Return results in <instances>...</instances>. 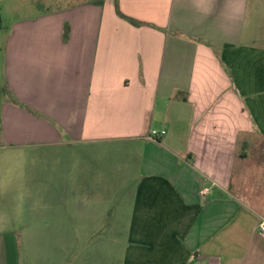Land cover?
I'll list each match as a JSON object with an SVG mask.
<instances>
[{
	"label": "crops",
	"instance_id": "1",
	"mask_svg": "<svg viewBox=\"0 0 264 264\" xmlns=\"http://www.w3.org/2000/svg\"><path fill=\"white\" fill-rule=\"evenodd\" d=\"M34 9L0 0V146L41 169L0 264H264V0Z\"/></svg>",
	"mask_w": 264,
	"mask_h": 264
},
{
	"label": "rangeland",
	"instance_id": "2",
	"mask_svg": "<svg viewBox=\"0 0 264 264\" xmlns=\"http://www.w3.org/2000/svg\"><path fill=\"white\" fill-rule=\"evenodd\" d=\"M87 0H29V6L36 9L72 8ZM115 149L116 146L114 145ZM118 148V147H117ZM38 148L32 147H3L0 146V229H8L24 220L25 190L30 173L40 172L39 160L32 159L38 155ZM126 180H114L117 185L124 186ZM22 224V223H21ZM20 224V225H21Z\"/></svg>",
	"mask_w": 264,
	"mask_h": 264
},
{
	"label": "trees",
	"instance_id": "3",
	"mask_svg": "<svg viewBox=\"0 0 264 264\" xmlns=\"http://www.w3.org/2000/svg\"><path fill=\"white\" fill-rule=\"evenodd\" d=\"M105 0H87L85 2H82V4L80 5H95V6H102ZM115 10L118 16H120L121 18H124L123 15L120 14L118 7H117V2L115 1ZM126 19L130 24L134 25V26H140L141 24L139 22H136L132 19L129 18H124ZM2 28V20L0 18V29Z\"/></svg>",
	"mask_w": 264,
	"mask_h": 264
},
{
	"label": "built area",
	"instance_id": "4",
	"mask_svg": "<svg viewBox=\"0 0 264 264\" xmlns=\"http://www.w3.org/2000/svg\"><path fill=\"white\" fill-rule=\"evenodd\" d=\"M163 135H165V131H164V130H160V131H158V130L152 129V130L150 131V134H149L148 137H149L150 140H155V139H157L158 137H161V136H163ZM205 193H206V189H204V190H202V191L200 192L201 195H203V194H205ZM258 229H259V232H260L261 234H264V221H262V222L259 224Z\"/></svg>",
	"mask_w": 264,
	"mask_h": 264
}]
</instances>
